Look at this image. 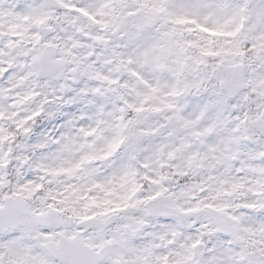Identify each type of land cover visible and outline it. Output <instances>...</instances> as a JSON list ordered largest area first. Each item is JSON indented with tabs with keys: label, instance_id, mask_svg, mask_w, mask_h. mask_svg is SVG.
<instances>
[{
	"label": "snow or ice",
	"instance_id": "1",
	"mask_svg": "<svg viewBox=\"0 0 264 264\" xmlns=\"http://www.w3.org/2000/svg\"><path fill=\"white\" fill-rule=\"evenodd\" d=\"M0 264H264V0H0Z\"/></svg>",
	"mask_w": 264,
	"mask_h": 264
}]
</instances>
